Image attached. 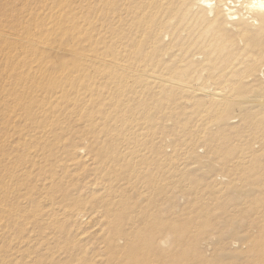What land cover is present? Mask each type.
Listing matches in <instances>:
<instances>
[{
  "label": "bare ground",
  "instance_id": "1",
  "mask_svg": "<svg viewBox=\"0 0 264 264\" xmlns=\"http://www.w3.org/2000/svg\"><path fill=\"white\" fill-rule=\"evenodd\" d=\"M71 1H54L53 26L26 37L27 68L13 65L7 94L20 92L19 120L35 129L55 120L41 136L82 126L73 136L90 139L105 176L95 203L72 196L78 184L58 188L67 219L86 204L100 214L89 217L86 240L74 237L73 261L84 252L82 264H246L241 251L250 247L264 262V0H82L79 13ZM56 35L73 54L83 43L88 51L56 62L59 72L45 57ZM165 104L181 109L170 129L182 139L176 161L145 156L151 142L169 151L176 115ZM75 149L72 140L67 155ZM148 164L172 179L166 202L185 199L182 225L136 211L126 195ZM25 165L39 162L28 155Z\"/></svg>",
  "mask_w": 264,
  "mask_h": 264
},
{
  "label": "rangeland",
  "instance_id": "2",
  "mask_svg": "<svg viewBox=\"0 0 264 264\" xmlns=\"http://www.w3.org/2000/svg\"><path fill=\"white\" fill-rule=\"evenodd\" d=\"M54 1L56 0H51V2L50 0H0V264H82L86 257L84 252L79 253L80 262L73 261L71 256L72 246L75 245L73 242L76 241L74 237L80 235L81 243L86 240L89 231H91L90 227L95 224L90 221L89 217L100 216L96 209L93 214L94 206L86 204L85 208L84 205L76 208L74 217L69 220L63 214L64 203L59 204L61 194L58 188H61V184L63 185L62 189L67 185L68 190L72 189V185L78 184L80 190L72 196L78 195L80 200L84 199L85 202L90 203L99 200L98 190L101 188L105 176L102 172L95 171L99 161L94 156L95 151L91 149L90 139L83 135L73 136L77 130L80 132L84 130L82 126L76 124L72 133L70 131H65L66 134L62 131L57 132L56 129L57 131L54 133L41 136L37 133L43 131L44 128L52 130L50 126H55L52 124L55 123V120L40 122V128L35 129V126L22 121V118L19 117V108L23 102L18 105L15 99L21 96L20 92L15 93L16 96H8L13 93H8L9 82L11 85L13 82L15 83V80L11 78L14 73L13 65L21 70L27 68L25 64L23 65L22 52L26 45V37L38 32L39 29H34L38 25H44V28L49 29L53 26L48 23L47 17L49 11L55 7ZM86 7L87 5L82 0L81 4L80 1L72 0L70 11L72 13L84 12ZM8 35L12 39L3 38ZM84 44L87 45V43H83V47H78L77 52L73 54L68 46L69 41L59 39L56 35L53 39V47L45 53L48 66L52 67L50 71H60L55 66L56 62L60 60L72 61L76 55H80V57L86 55L88 51ZM26 48L29 47L26 45ZM36 64L34 63L33 70L31 69L33 72L36 71ZM162 110L164 113L173 112L176 115V118L168 123L167 133L171 138L168 148L170 149L167 148L169 151L164 155L162 149L160 150L155 142L148 144V138L144 144H148L150 151L148 150L149 153H146L145 156L148 158L155 156V159H158L157 157L160 159L173 158L176 161L182 139L179 133L175 134L170 129L180 126L181 109L171 104H165ZM63 125L67 126V123ZM33 129L35 131H32ZM18 132L24 135L17 136ZM21 136H25L26 139H22ZM82 136L83 138H81ZM72 140L76 149L71 157L66 153V145ZM17 141L19 144L29 147L28 151L25 147L19 148ZM108 141L105 139L104 144ZM28 155L34 157L39 165L22 167L23 159ZM75 157L76 160H72ZM134 161L138 164L139 160ZM138 172L141 179H138L134 185L135 193L125 192L128 198L133 200L130 201L131 203L135 201L134 209L136 211L146 210L155 216H178L175 218V223L182 225L184 222L180 216H184L185 213V199L180 196V193H177L173 194L177 197L175 200L166 202L170 196L168 185L172 179L165 171L155 170V166L150 164L146 169H140ZM61 177L63 178L61 179ZM70 181H72L71 184ZM137 194H140L142 199L137 198ZM166 205L171 210L162 212L161 210H164ZM77 212H80L81 215ZM248 248L241 251L244 256L241 261L243 263L245 261L246 264H264L259 253ZM201 251L206 253L207 259H213V249H202Z\"/></svg>",
  "mask_w": 264,
  "mask_h": 264
}]
</instances>
